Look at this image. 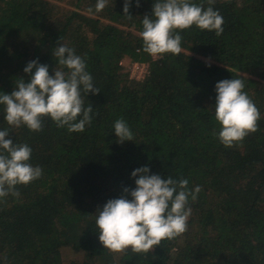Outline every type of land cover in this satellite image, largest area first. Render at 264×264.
Returning a JSON list of instances; mask_svg holds the SVG:
<instances>
[{
  "label": "trees",
  "instance_id": "1",
  "mask_svg": "<svg viewBox=\"0 0 264 264\" xmlns=\"http://www.w3.org/2000/svg\"><path fill=\"white\" fill-rule=\"evenodd\" d=\"M0 0V93L11 94L33 60L60 68L62 44L85 60L100 93L83 132L43 118L40 132L13 128L0 106V130L31 148L39 179L17 185L18 197L0 198V264H264V0H214L224 31H179L180 54L143 52L141 20L155 0ZM192 3L209 7L207 0ZM92 8V14L88 9ZM130 61L148 63L141 80L129 78ZM35 69H33L34 73ZM66 71V69H65ZM241 79L260 112L258 131L225 148L214 117L215 85ZM82 95H84L82 93ZM123 118L133 140L122 144L114 122ZM188 180L200 191L187 231L148 253H111L99 243L95 213L124 187L131 173Z\"/></svg>",
  "mask_w": 264,
  "mask_h": 264
},
{
  "label": "clouds",
  "instance_id": "2",
  "mask_svg": "<svg viewBox=\"0 0 264 264\" xmlns=\"http://www.w3.org/2000/svg\"><path fill=\"white\" fill-rule=\"evenodd\" d=\"M106 3L107 0H97L95 11H102ZM207 3L209 7L205 9L192 0H155L151 16L145 15L141 20L139 36L143 52L153 57L180 54L183 49L179 31L192 26L221 35L223 17L211 7L214 0ZM129 7L130 0H125L123 11L131 17ZM87 11L92 14L93 9ZM54 54L61 67L53 75H49L47 65L33 60L23 69L25 74L31 73L30 80L17 79L11 94L0 93L4 120L10 127L26 126L31 132H40L44 117L58 128L67 127L69 132H83L91 124L93 106L88 102L85 107V95H97L100 89L86 71L85 60L62 43ZM243 89L241 79L222 80L215 85L214 117L220 125L217 138L225 148L258 131L260 112ZM113 127L118 143L133 140L123 118L117 119ZM8 136L7 129L0 130V198L9 194L18 197L17 185H27L42 175L41 167L29 163L31 148L27 144H14ZM131 178L134 189L124 187L118 198L109 199L95 213L99 243L111 253L128 249L148 253L162 240H173L185 233L191 214L189 197L194 201L200 191L199 186L189 191L187 179L177 181L159 174L149 175L147 166L135 169Z\"/></svg>",
  "mask_w": 264,
  "mask_h": 264
},
{
  "label": "built area",
  "instance_id": "3",
  "mask_svg": "<svg viewBox=\"0 0 264 264\" xmlns=\"http://www.w3.org/2000/svg\"><path fill=\"white\" fill-rule=\"evenodd\" d=\"M126 64H127L126 70L128 72V76L131 79L141 80L148 73V63L146 62L130 61Z\"/></svg>",
  "mask_w": 264,
  "mask_h": 264
},
{
  "label": "rangeland",
  "instance_id": "4",
  "mask_svg": "<svg viewBox=\"0 0 264 264\" xmlns=\"http://www.w3.org/2000/svg\"><path fill=\"white\" fill-rule=\"evenodd\" d=\"M126 64V62L124 63V65ZM126 66H127V64H126Z\"/></svg>",
  "mask_w": 264,
  "mask_h": 264
}]
</instances>
